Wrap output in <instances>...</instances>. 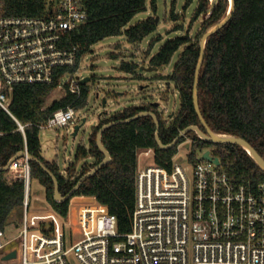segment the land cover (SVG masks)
Wrapping results in <instances>:
<instances>
[{"label":"trees","instance_id":"trees-1","mask_svg":"<svg viewBox=\"0 0 264 264\" xmlns=\"http://www.w3.org/2000/svg\"><path fill=\"white\" fill-rule=\"evenodd\" d=\"M193 0H187L185 7ZM87 19L79 27L65 34L67 46L76 47L78 63L70 69H60L51 83L19 84L14 86L10 112L0 109V229L11 224L10 216L23 210L25 185L23 179H8L10 169L2 170L18 153L27 149L32 157L29 161L32 178L45 188L46 207L59 216H68L70 200L74 196H95L107 205L118 219L120 232L131 227V214L135 206V176L138 167V151L154 148L155 162L170 167L178 145L185 136L170 149H162L156 140V123L146 115L134 118L142 111H153L160 122V139L171 143L186 127L198 125L203 131L194 102L196 68L201 54V39L213 26L222 21L230 9V0H199L195 19L202 16L204 25L191 39L188 33L168 40L150 58L153 67L170 64L179 50L181 54L173 66V72L165 80L174 82L179 91L180 108L165 123L153 103L130 106L118 113L101 117L90 136L88 149L80 147L78 157H90L79 172L74 166L63 175L55 161L47 160L42 152L39 124L46 122L54 112L73 106L83 108L89 90L82 84L80 97L67 91L60 99L46 106V99L61 83L67 70L75 72L81 58L99 41L124 33L132 43H138L154 32L159 23L149 16L136 25L124 29L140 12L147 10V0H84ZM152 10L157 11L156 0ZM1 13L6 16H38L44 13L43 0H0ZM175 17V15H174ZM138 64L123 62L121 69L135 72ZM198 103L209 127L216 133L228 134L247 140L264 158V0H234V10L229 20L212 32L205 44L204 60L198 77ZM121 121L104 129L101 142L111 154V161L103 165L92 176L86 178L78 190L66 201L54 197L55 182L44 166L57 178L63 196L68 195L80 178L99 165L105 154L99 148L98 132L103 125ZM24 125V131L20 129ZM193 140V147L211 145L206 141ZM224 149L223 162L229 176L237 183L264 181L262 169L251 154L237 144L219 145ZM193 153V152H192Z\"/></svg>","mask_w":264,"mask_h":264},{"label":"built area","instance_id":"built-area-1","mask_svg":"<svg viewBox=\"0 0 264 264\" xmlns=\"http://www.w3.org/2000/svg\"><path fill=\"white\" fill-rule=\"evenodd\" d=\"M43 1L44 13L38 16H6L0 6V109L7 112L14 86L51 83L60 69L78 63L77 48L66 45L65 34L87 19L84 0ZM67 74V91L80 97V77L69 70ZM80 120L78 109L68 106L38 127L76 126ZM196 134V142L205 141ZM219 145L225 144L194 147L190 167L174 159L169 168L159 165L154 148L140 149L127 232L119 231L117 216L107 205L95 196L84 201L88 196L81 195L72 206V218L70 204L58 230L57 216L31 227L28 213L19 235L7 237L0 229V251L17 241L20 264H264V181L235 182ZM196 149H202L200 156ZM206 151L211 159L204 158ZM142 154L153 155L154 162L140 165ZM21 158L10 169L18 162L23 165L19 178L27 209L32 180L27 149Z\"/></svg>","mask_w":264,"mask_h":264},{"label":"rangeland","instance_id":"rangeland-1","mask_svg":"<svg viewBox=\"0 0 264 264\" xmlns=\"http://www.w3.org/2000/svg\"><path fill=\"white\" fill-rule=\"evenodd\" d=\"M186 1L156 0L157 11L154 12L151 5L152 0H147V10L136 14L124 29L153 16L159 17V25L154 32L138 43L130 42L124 33L107 37L94 44L91 50L81 58L75 75L80 79L90 77V80L87 82L89 90L87 103L83 108L78 109V116L81 117L77 124L80 126L79 130L74 135L75 125L40 129L43 155L47 160L55 161L63 175H67V169L70 166H74L76 172H79L83 166L92 163L90 157L77 158V152L80 147L89 148L93 129L105 113H118L130 106L158 102L157 109L162 120L165 123L171 122V115L180 108V96L174 82L169 84L163 77L173 72V66L182 50L176 52L170 64L164 67L154 69L150 64V58L170 39L188 33L192 40H197L196 35L205 24L202 16L194 18L199 0H193L189 6L185 7ZM212 1L214 0H209V2ZM123 62H134L138 64V68L135 72H128L121 69ZM70 77L69 74L62 77L60 85L47 97L46 106H50L66 94L64 84L69 81ZM195 136L197 134L194 130L185 135V140L178 145V151L173 157L176 162L190 167L188 156L193 152ZM206 147L207 145L203 149ZM201 150L196 149L197 156L201 155ZM19 160L23 161L22 158ZM152 162H154L153 155L139 156L140 165ZM11 171L16 172L18 168L17 170L16 168L10 169L7 176L9 180L12 178ZM29 197L30 206L27 209L16 210L10 216L11 224L6 228L7 237L20 234L27 213L31 227L36 226L39 219L53 218L54 213L58 217L55 219L56 229L61 228L60 221H63L61 216L53 210V213L44 212L45 188L35 178L31 180ZM91 197L88 196L84 201L93 200ZM80 200L82 199L77 196L70 200L69 216L71 218L72 206ZM69 227L74 228V225L71 223ZM3 256L4 253L0 251V264H20L18 258L4 260Z\"/></svg>","mask_w":264,"mask_h":264},{"label":"water","instance_id":"water-1","mask_svg":"<svg viewBox=\"0 0 264 264\" xmlns=\"http://www.w3.org/2000/svg\"><path fill=\"white\" fill-rule=\"evenodd\" d=\"M234 10V0H230V9L228 11L227 16L220 21L218 24H216L215 26L212 27V29H209L202 37L201 39V54H200V59L196 68V75H195V84H194V102H195V107H196V111L199 115V118L201 120L202 126L205 128V131H203L198 125H190L188 127H186L185 129H183L182 131H180V133L178 134V136L171 142L168 144H164L161 139H160V122L158 119V116L153 112V111H142L139 114H137L135 117L129 118L127 119V121L132 120L134 118L140 117V116H146L149 115L151 117H153L157 129H156V140L158 145L160 146V148L162 149H170L172 147H174L179 140L184 137L187 133H189L190 131H197L198 133H200L204 138L205 141L210 143V144H237L242 146L243 148H245L250 154L251 156L256 160V162L259 164V166L264 169V158L256 151V149L245 139L241 138V137H237V136H233V135H229L228 137H219L216 135V133L209 127V125L207 124L206 120L204 119L200 107H199V103H198V77H199V73H200V69L204 60V49H205V44H206V40L208 38V36L214 32L217 28L221 27L223 24H225L231 14L232 11ZM159 21V17L156 18V23H158ZM157 67H154V69H156ZM90 80V77H85L83 79H81V83L82 84H86L88 81ZM170 84V83H169ZM104 102H106V100L104 99ZM155 106H159V103H153ZM172 117V115H171ZM85 121V119H84ZM117 122H121V121H115V122H110L107 123L105 125H103V127L99 130L98 132V138H97V142H98V146L99 148L103 151V153L105 154V158L104 160L97 165L96 167H94L92 170H90L89 172H87L86 174H84L80 180L78 181V183L76 184V186L73 188V190L66 196H63L58 188V181L57 178L44 166V164L37 160V162L47 171L48 174H50L52 176V178L54 179L55 182V194L54 197L55 199L59 200V201H66L68 199H70V197L78 190V188L80 187V185L82 184V182L94 175L99 169L100 167H102L105 164H108L111 161V154L110 152L104 147L103 143L101 142V135L102 132L104 131L105 128L112 126L113 124L117 123ZM80 126L76 125L75 126V132L74 135L77 133V131L79 130ZM26 153V150L21 151L20 153H18L17 155H15L9 162L8 164L1 168L2 170H8L10 169V166L16 162L17 160H19L24 154ZM29 154V153H28ZM30 156V154H29ZM31 157V156H30ZM32 158V157H31ZM204 158L207 159H211L212 157L210 156L209 152L206 151L204 153ZM217 163L219 162L218 158L214 159ZM17 246H18V242L17 241H12L10 242L4 249V256L3 259L4 260H10V259H16L17 258Z\"/></svg>","mask_w":264,"mask_h":264},{"label":"crops","instance_id":"crops-1","mask_svg":"<svg viewBox=\"0 0 264 264\" xmlns=\"http://www.w3.org/2000/svg\"><path fill=\"white\" fill-rule=\"evenodd\" d=\"M20 165H21L20 162H18V163H17V166L15 167L16 170H17V168H18V171H16V172L14 171V172H13V176H12L11 179H13V178L15 179V178L19 177V175H20L19 173L21 172V168H22ZM17 172H18V173H17ZM45 211H48V212H50V213H53V211L50 210V209L47 208V207H45L44 212H45ZM53 216H56V215L53 213ZM4 254H5V253H4Z\"/></svg>","mask_w":264,"mask_h":264},{"label":"bare ground","instance_id":"bare-ground-1","mask_svg":"<svg viewBox=\"0 0 264 264\" xmlns=\"http://www.w3.org/2000/svg\"><path fill=\"white\" fill-rule=\"evenodd\" d=\"M210 29H212V27ZM217 136H219V137H228L229 135L228 134L218 133Z\"/></svg>","mask_w":264,"mask_h":264}]
</instances>
